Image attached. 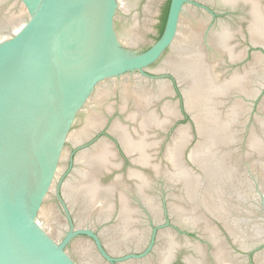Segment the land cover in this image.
I'll use <instances>...</instances> for the list:
<instances>
[{
	"label": "water",
	"instance_id": "water-1",
	"mask_svg": "<svg viewBox=\"0 0 264 264\" xmlns=\"http://www.w3.org/2000/svg\"><path fill=\"white\" fill-rule=\"evenodd\" d=\"M0 264H264V0H0Z\"/></svg>",
	"mask_w": 264,
	"mask_h": 264
},
{
	"label": "trees",
	"instance_id": "trees-1",
	"mask_svg": "<svg viewBox=\"0 0 264 264\" xmlns=\"http://www.w3.org/2000/svg\"><path fill=\"white\" fill-rule=\"evenodd\" d=\"M170 4H171V1H169L168 4L166 5V7L164 8V12H163V16H162L163 17V20H162V25H161L160 36L163 34L164 29H165V26H166V22H167V18H168Z\"/></svg>",
	"mask_w": 264,
	"mask_h": 264
}]
</instances>
